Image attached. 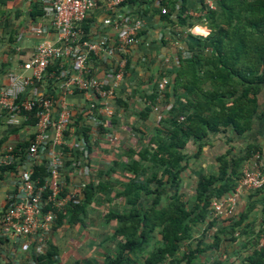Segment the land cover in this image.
I'll list each match as a JSON object with an SVG mask.
<instances>
[{
  "label": "trees",
  "instance_id": "16d2710c",
  "mask_svg": "<svg viewBox=\"0 0 264 264\" xmlns=\"http://www.w3.org/2000/svg\"><path fill=\"white\" fill-rule=\"evenodd\" d=\"M176 1L132 0L138 8L134 13H141L147 19L144 28L157 18L166 29L161 39L165 42L168 34L181 47L176 61H170L171 68L164 65L157 77L150 80L151 88L145 95L146 104L140 116L147 118L153 107L166 104L172 96L171 106L160 114L149 133L135 128L147 135L143 138L145 142L138 149L129 147L123 152L126 162L122 167L128 173V181L118 196L126 207L118 213L105 211L102 216L117 221L112 236L120 241L116 254L107 255L101 264H193L207 250L219 249L223 241L239 245L238 264H264V240L259 243L264 239V229L254 231L246 225V212L222 221L211 212L214 199L221 200L235 189L240 177L237 161L218 157L217 172L197 180L191 199H184L179 186L182 174L189 167L190 157L184 152L189 139L197 143L193 155L196 157L208 131L228 124L241 129L242 122L248 120L242 113L246 110L249 114L252 101L247 95L256 92V84L264 80V0H214V8L199 0L197 16L189 13L187 0H180L179 7H175ZM34 7L33 16L43 15L40 2ZM162 7L167 10L164 14ZM202 20L211 29L210 33L204 37L192 35L191 28ZM53 68L57 69H48ZM162 76L168 78V83L164 90H159L157 83ZM126 105L117 95L112 117H98L103 122L98 126L99 136L95 140L90 139V125L80 124L82 115L75 114L72 123L76 132L83 133L88 156L78 149H63L64 177L69 183L78 166L90 163L89 154L92 155L100 141L109 140L105 135L113 134L118 109ZM25 146L26 142L18 143L15 149ZM118 164L114 159L106 169H97L98 179L90 172L81 197L57 211L53 228L64 222L83 223L95 196L112 190L107 178L112 166ZM151 170L150 176H146ZM47 174L43 163L34 164L33 178L42 180ZM165 185L173 191L163 197ZM142 195L152 196L150 202L140 205ZM204 223L207 225L198 235L197 228ZM56 254L57 248L47 240L45 251L34 255V264H53Z\"/></svg>",
  "mask_w": 264,
  "mask_h": 264
},
{
  "label": "built area",
  "instance_id": "2783aa9c",
  "mask_svg": "<svg viewBox=\"0 0 264 264\" xmlns=\"http://www.w3.org/2000/svg\"><path fill=\"white\" fill-rule=\"evenodd\" d=\"M213 1L205 0L208 8H214ZM40 3L49 24L31 26L30 31L52 34L53 40L37 45L21 63V71L8 72L7 82L0 86V119L9 127L29 131L24 148L7 145L0 158L1 167L16 173L15 185L7 193L0 214V237L25 238L36 255L45 251L57 211L81 197L88 174L97 167L93 161L89 166L82 163L70 183L64 177L65 147L88 156L83 133L76 132L72 123L75 114L82 115L80 124L90 125V139L95 140L103 122L98 117H112L117 92L127 74V55L133 46L145 41L147 33L142 30L148 23L141 13H134L138 8L132 0ZM179 4L177 0L175 7ZM166 12L162 7L161 13ZM167 83L168 78L162 76L158 89L164 90ZM76 96L82 100L71 99ZM105 136L114 143L113 135ZM38 163H43L48 173L42 180L33 178V167ZM262 187L264 172L255 168L243 172L236 189ZM227 201L234 202L233 196ZM211 207L215 216L232 211L228 208L223 212L222 199H214Z\"/></svg>",
  "mask_w": 264,
  "mask_h": 264
},
{
  "label": "crops",
  "instance_id": "0c3cea01",
  "mask_svg": "<svg viewBox=\"0 0 264 264\" xmlns=\"http://www.w3.org/2000/svg\"><path fill=\"white\" fill-rule=\"evenodd\" d=\"M36 2L39 5L40 0H0V86L7 82L8 72L21 71V63L32 55L37 45L53 40L52 34L35 35L30 31L31 26L49 24V18L40 14L32 15L36 10L34 7ZM187 3L190 11L197 13L195 10L199 0H187ZM150 22L152 23L144 28L147 33L145 41L142 40L143 42L133 46L127 55V74L117 92L127 105L119 108L116 114L117 123L112 134L115 141L114 143L110 140L100 141L91 155V161L97 165L95 171H91L94 179H98L97 169H106L114 159L118 160L119 164L112 166L113 170L107 178L112 184V190L95 196L83 223L70 225L64 222L57 229L52 228L48 240L57 248L53 264H101L107 255L113 256L117 252L120 239L112 236L117 221L114 218L105 220L102 217L103 212L118 213L125 210L124 200L118 196V192L128 181V173L122 167L126 162L123 152L129 147L138 149L145 142L143 138L147 135L135 128L145 134L149 133L157 124L160 114L171 106L172 96L166 104L158 103L156 109L153 107L147 118L142 119L140 116L146 104L145 95L151 88L150 80L157 77L164 65L171 68L170 61H176L181 47L176 38L172 39L168 34L164 38L165 42L161 39L166 29L157 18ZM210 31L204 20L196 23L190 30L192 35L202 37L208 35ZM209 85L208 83L207 88ZM256 86V92L251 91L247 95L252 103L248 115L246 110L242 111L244 115L242 116L246 117L248 122L243 121L241 129L228 124L219 125L216 131H208L201 141L196 157L193 155L198 149L197 143L192 139L187 141L184 152L190 157L189 167L182 174L179 183L184 199L193 197L196 182L201 176L217 172L218 157L238 162L239 179L245 170L258 168L264 172V80ZM131 89L134 93L129 92ZM71 99L81 101L82 97L76 96ZM161 101L160 99L159 102ZM13 129L15 128L7 126L3 119H0V158L7 145L16 147L18 143L24 142L29 133L25 127ZM150 172L153 170L146 176H150ZM140 179L144 180L143 177ZM15 182L16 173L0 166V214L6 204L7 193L13 189ZM236 187L222 197L223 212L230 208L231 213L218 215V220L222 221V218L246 212L247 218L244 222L246 225L254 231L264 229V187L259 189ZM172 191L173 188L165 185L163 197ZM229 196H233L234 202L227 201ZM151 197L142 195L140 205L149 203ZM211 212L214 214L212 207ZM206 225L207 223H204L197 228L198 235ZM263 240L261 238L259 243L262 244ZM238 247V244L223 241L219 249L207 250L198 256L193 264H238L239 258L236 253ZM34 255L32 246L25 238L5 240L0 237V264H32Z\"/></svg>",
  "mask_w": 264,
  "mask_h": 264
}]
</instances>
